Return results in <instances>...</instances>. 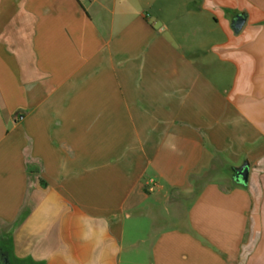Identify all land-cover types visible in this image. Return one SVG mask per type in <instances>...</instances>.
<instances>
[{
    "label": "crops",
    "instance_id": "1",
    "mask_svg": "<svg viewBox=\"0 0 264 264\" xmlns=\"http://www.w3.org/2000/svg\"><path fill=\"white\" fill-rule=\"evenodd\" d=\"M1 258L264 264V0H0Z\"/></svg>",
    "mask_w": 264,
    "mask_h": 264
},
{
    "label": "water",
    "instance_id": "2",
    "mask_svg": "<svg viewBox=\"0 0 264 264\" xmlns=\"http://www.w3.org/2000/svg\"><path fill=\"white\" fill-rule=\"evenodd\" d=\"M245 21L246 15L244 13H239L235 15L230 22L232 32L234 34H238L243 28ZM248 168L249 163L247 161H244L239 167L233 168L232 180L238 185L245 187L247 185L248 180Z\"/></svg>",
    "mask_w": 264,
    "mask_h": 264
},
{
    "label": "rangeland",
    "instance_id": "3",
    "mask_svg": "<svg viewBox=\"0 0 264 264\" xmlns=\"http://www.w3.org/2000/svg\"><path fill=\"white\" fill-rule=\"evenodd\" d=\"M230 173H228V175H229ZM210 175V173L207 175V177ZM150 196H152V193L150 194ZM145 225V224H144ZM150 226V222H146V225L144 226V232L145 233H147L148 232V230H149V227ZM138 260L137 261H139V263L138 264H141V260H139V258H137Z\"/></svg>",
    "mask_w": 264,
    "mask_h": 264
},
{
    "label": "flooded vegetation",
    "instance_id": "4",
    "mask_svg": "<svg viewBox=\"0 0 264 264\" xmlns=\"http://www.w3.org/2000/svg\"><path fill=\"white\" fill-rule=\"evenodd\" d=\"M0 264H3V263H2V258L0 259Z\"/></svg>",
    "mask_w": 264,
    "mask_h": 264
}]
</instances>
